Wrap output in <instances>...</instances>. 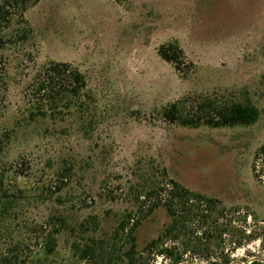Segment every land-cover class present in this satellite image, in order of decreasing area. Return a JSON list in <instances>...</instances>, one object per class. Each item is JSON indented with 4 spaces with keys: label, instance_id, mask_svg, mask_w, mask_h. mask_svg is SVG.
I'll return each mask as SVG.
<instances>
[{
    "label": "rangeland",
    "instance_id": "obj_1",
    "mask_svg": "<svg viewBox=\"0 0 264 264\" xmlns=\"http://www.w3.org/2000/svg\"><path fill=\"white\" fill-rule=\"evenodd\" d=\"M23 27L33 31L28 40L16 38ZM4 35L0 139L12 133L0 144V172L28 190L4 224L0 218V258L38 253V264H89L73 245L107 239L127 213L146 214L134 205L143 180L166 170V181L219 203L191 204L199 217L189 220L186 237L168 242L177 256L139 264H173L184 252L183 264L220 263L222 253L243 264L264 259V0H39ZM170 43L184 53L180 71L159 55ZM50 62L87 76L86 119L97 123L91 134L78 131L76 117L57 122L74 127L69 138L51 132L50 122L26 120L29 87ZM192 95L250 102L260 118L198 129L162 119L166 106ZM170 223L164 209L145 218L134 233L138 251ZM56 232L55 252L45 256L40 244ZM129 248L120 236L113 264Z\"/></svg>",
    "mask_w": 264,
    "mask_h": 264
},
{
    "label": "trees",
    "instance_id": "obj_2",
    "mask_svg": "<svg viewBox=\"0 0 264 264\" xmlns=\"http://www.w3.org/2000/svg\"><path fill=\"white\" fill-rule=\"evenodd\" d=\"M114 1L120 3L122 0ZM38 2L39 0H4L0 4V49H2L3 43H6L4 34L9 29L13 19L15 17L23 18L29 7ZM32 32L31 27H23L16 38L28 40ZM183 54L177 43L163 45L159 49L160 57L167 63L173 64L178 71L181 70L180 62ZM87 89V76L77 67L69 63L50 62L35 75L29 87L26 120L30 124L50 122L55 126L51 132H56L62 138H69L75 132L74 127H57V122L67 121L76 117L79 118L78 120L82 124L78 131L83 132L85 135L91 134L92 127L97 123L95 121L96 118L90 122L86 119L87 114H89L90 104H93V102L89 101L91 97L87 95ZM160 116L168 124L184 128L198 129L203 126L233 128L255 125L260 118V111L250 102L242 103L226 101L224 98L219 97L192 95L166 106L160 112ZM49 132L50 128L47 127L46 133L48 134ZM11 133L12 131L9 129L3 131L0 139L1 145L4 140L10 138ZM65 170L67 169L65 168ZM58 174L60 173L58 172ZM159 174L161 179L159 177L150 178V180L144 178L141 191L136 196L134 205L137 207L138 213L145 212L146 214L139 219H135L133 213H127L119 222L117 229L107 239H97L95 236H89L85 244H74V255L89 264H98L99 259L107 264H113V262L115 263L113 256L115 242L120 236L124 235L128 238L130 248L119 257L122 264H139L143 262L145 257L173 259L177 256L176 251L178 249L174 246H169L168 242H179L186 237L189 220L199 217V209L196 208V205L191 204H207L209 208L216 209L219 201L208 199L173 180L166 181V170ZM63 176L61 177L62 180L64 179ZM65 186L66 184L62 181V187L64 188ZM0 187V218L4 224L11 207L15 202L26 197L28 189L19 187L15 181L6 183L5 174L2 170L0 172ZM158 209L166 211L171 223L165 227L156 240L148 243L143 251L139 252L134 233L143 220ZM58 220L62 228L65 220L63 218ZM95 224L94 222L93 225ZM95 226L97 227V225ZM87 227L85 223L81 225L83 230ZM96 231L97 229L94 228L92 231L87 230L84 233L92 232L95 234ZM58 232L48 234L44 242L42 244L39 243L41 246L40 250L45 256H50L55 252L57 246L55 234H58ZM183 254H187V252ZM182 255H178L173 264H183ZM28 260L31 262L36 260L35 264H38L40 261L39 254L34 255L32 253L27 261L26 259H20L15 254L2 255L0 264H28ZM220 260V263L214 264L235 263L224 253L221 254ZM251 264H264V262L258 258Z\"/></svg>",
    "mask_w": 264,
    "mask_h": 264
},
{
    "label": "water",
    "instance_id": "obj_3",
    "mask_svg": "<svg viewBox=\"0 0 264 264\" xmlns=\"http://www.w3.org/2000/svg\"><path fill=\"white\" fill-rule=\"evenodd\" d=\"M254 260H256V259H254ZM253 260V261H254ZM259 260H262L263 262H264V259H259ZM252 261V262H253ZM252 262H250L249 264H251ZM184 264H192V263H184ZM202 264H204V263H202ZM233 264H243V263H241V262H235V263H233Z\"/></svg>",
    "mask_w": 264,
    "mask_h": 264
}]
</instances>
